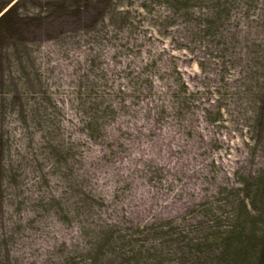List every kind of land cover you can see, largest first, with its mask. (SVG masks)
I'll list each match as a JSON object with an SVG mask.
<instances>
[{
  "label": "rangeland",
  "instance_id": "374dc122",
  "mask_svg": "<svg viewBox=\"0 0 264 264\" xmlns=\"http://www.w3.org/2000/svg\"><path fill=\"white\" fill-rule=\"evenodd\" d=\"M4 5L0 264L232 259L264 218V0Z\"/></svg>",
  "mask_w": 264,
  "mask_h": 264
},
{
  "label": "trees",
  "instance_id": "16d2710c",
  "mask_svg": "<svg viewBox=\"0 0 264 264\" xmlns=\"http://www.w3.org/2000/svg\"><path fill=\"white\" fill-rule=\"evenodd\" d=\"M6 7L4 5L0 8V12ZM11 8H8L5 12L2 13L0 16V20L4 17H6L7 14H9ZM244 231V228H241V232ZM244 231L245 236L242 237V241L240 240L241 237L238 238V240L235 241V248L232 252V259H230L229 256V248H230V241L225 242V250H219L220 255H222L225 259L224 264H264V218L261 221V226L259 230L255 229L254 225H252L250 228ZM199 250V249H198ZM197 250V251H198ZM218 249L215 250V252ZM228 250V251H227ZM250 252V257L248 256ZM248 258H247V257ZM199 258V257H197ZM202 259H205L204 257ZM231 260V261H230ZM233 260V262H232Z\"/></svg>",
  "mask_w": 264,
  "mask_h": 264
}]
</instances>
